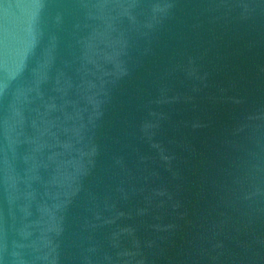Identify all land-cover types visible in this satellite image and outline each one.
Segmentation results:
<instances>
[{
  "label": "water",
  "instance_id": "95a60500",
  "mask_svg": "<svg viewBox=\"0 0 264 264\" xmlns=\"http://www.w3.org/2000/svg\"><path fill=\"white\" fill-rule=\"evenodd\" d=\"M0 264H264V0H0Z\"/></svg>",
  "mask_w": 264,
  "mask_h": 264
}]
</instances>
